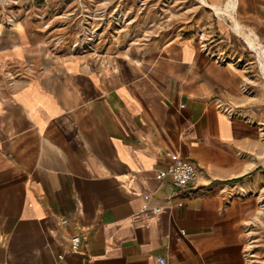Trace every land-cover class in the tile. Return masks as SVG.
I'll use <instances>...</instances> for the list:
<instances>
[{"label": "crops", "instance_id": "obj_1", "mask_svg": "<svg viewBox=\"0 0 264 264\" xmlns=\"http://www.w3.org/2000/svg\"><path fill=\"white\" fill-rule=\"evenodd\" d=\"M228 1L113 57L0 23V264H264V74L206 48L235 23L264 47V0ZM175 159L197 167L185 190Z\"/></svg>", "mask_w": 264, "mask_h": 264}, {"label": "rangeland", "instance_id": "obj_2", "mask_svg": "<svg viewBox=\"0 0 264 264\" xmlns=\"http://www.w3.org/2000/svg\"><path fill=\"white\" fill-rule=\"evenodd\" d=\"M200 3L202 0H31L0 11V23L14 29L27 23L31 32L56 39V51L62 54L113 57L131 48L145 51L177 35L195 32L206 16ZM242 38L232 34L222 42L215 31L206 42L213 47L206 48L208 53L218 54L214 44H223L226 56H233L231 47H244L253 69L259 70L255 52Z\"/></svg>", "mask_w": 264, "mask_h": 264}, {"label": "built area", "instance_id": "obj_3", "mask_svg": "<svg viewBox=\"0 0 264 264\" xmlns=\"http://www.w3.org/2000/svg\"><path fill=\"white\" fill-rule=\"evenodd\" d=\"M167 172L172 175L174 185L179 190H185L193 182L197 167L196 164L187 159H175L168 167ZM66 221L63 220V223ZM80 243V237L74 236L71 238L70 248L72 252H76ZM157 264H166L163 257H156Z\"/></svg>", "mask_w": 264, "mask_h": 264}, {"label": "bare ground", "instance_id": "obj_4", "mask_svg": "<svg viewBox=\"0 0 264 264\" xmlns=\"http://www.w3.org/2000/svg\"><path fill=\"white\" fill-rule=\"evenodd\" d=\"M226 6L234 8L235 0H229ZM214 9L218 11L219 7H214ZM233 29L235 32H237L238 34L244 37L248 46L255 52L257 56L259 69L261 70L262 74H264V47L259 42H257V40L254 37L246 33L238 23L234 24Z\"/></svg>", "mask_w": 264, "mask_h": 264}]
</instances>
